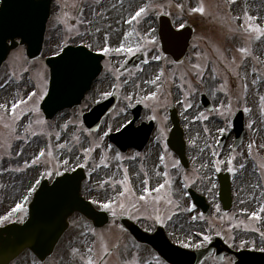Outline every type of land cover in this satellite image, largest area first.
I'll list each match as a JSON object with an SVG mask.
<instances>
[{
    "label": "rangeland",
    "instance_id": "rangeland-1",
    "mask_svg": "<svg viewBox=\"0 0 264 264\" xmlns=\"http://www.w3.org/2000/svg\"><path fill=\"white\" fill-rule=\"evenodd\" d=\"M255 1L53 0L43 59L68 43L84 42L91 48L107 49L112 55L99 85L106 90L117 87L119 97L95 131L85 126L82 112L101 99L99 94L105 89L99 85L82 105L64 109L48 120L40 109L49 86L46 62L28 59L23 46L11 51L0 68V105L8 109L0 108V224L23 221L28 216V204L45 176L52 181L64 171L84 166L88 177L83 182V194L100 208L110 205L116 220L97 228L73 214L69 234L79 229V236H70V244L82 248L83 253L78 258H65V264H88L90 259L95 264H167L150 246L126 233L118 218L125 213L150 231L156 224H164L169 237L188 248L204 247L217 234L235 248H264V212L260 211L264 208V37L257 38L259 34L247 30L246 23V16H250L253 19L248 23L264 28V0H260L261 15L253 13ZM201 5L203 14L192 11ZM141 8L145 13L133 19ZM162 12L170 14L177 27L187 23L195 27L189 51L180 63L161 50L157 16ZM118 48L123 50L117 52ZM127 48L133 52H127ZM242 48L248 51L242 52ZM138 51L146 54V61L110 81V73ZM5 91L9 93L4 95ZM202 92L211 100V110L202 103ZM21 99L27 103L19 106L13 119L11 105ZM194 100L199 103V127L200 121L216 118L219 122L212 135L202 138L208 152L206 165L195 158V140L190 138L184 121ZM137 102L144 109L136 124L153 119L155 130L143 150L122 152L108 136L130 121ZM175 106L184 128L189 168L166 145L172 128L170 110ZM239 108L245 111L246 132L241 145L234 148L232 118ZM119 113L126 119L115 124ZM225 131L229 139L219 147ZM156 151L161 158L162 177L152 182L149 165ZM219 170L231 171L233 180V208L223 214L218 196ZM248 172L256 180L257 195H251L244 184ZM134 176L139 179V189ZM160 185L164 187L156 191ZM188 187L207 197L211 204L208 213L193 203ZM18 204L22 209L15 210ZM192 226L201 232L197 242L189 244L178 237L176 229ZM206 236L210 240H205ZM62 246L47 264L63 263ZM85 247L92 253H86ZM226 256L220 261L212 254L201 264H234L233 256Z\"/></svg>",
    "mask_w": 264,
    "mask_h": 264
},
{
    "label": "water",
    "instance_id": "water-1",
    "mask_svg": "<svg viewBox=\"0 0 264 264\" xmlns=\"http://www.w3.org/2000/svg\"><path fill=\"white\" fill-rule=\"evenodd\" d=\"M52 0H4L0 10V66L7 58L10 50L19 42L26 43L30 58L37 57L43 48L47 20L50 15ZM160 34L163 50L180 61L187 52L189 41L193 33L191 26L175 29L167 15L160 16ZM11 40V43L9 42ZM102 56L88 50L84 46H67L64 51L47 59L51 68V83L49 94L42 102V108L48 118L53 117L59 110L78 104L85 92L90 89L93 80L102 69ZM144 59L143 54H136L124 66L137 65ZM116 95L97 104L91 111L84 114V120L91 129L99 127L102 117L114 106ZM204 103L211 107L208 98L203 95ZM135 118L122 131L112 134V139L126 150L129 146L142 149L147 143L153 129V122L142 123L135 127L134 122L140 117L141 106L134 108ZM172 117L175 127L171 133L169 144L181 157L182 162L188 165L186 157V144L183 131L179 126L176 110ZM237 134L236 146L242 140L244 132V114L239 111L234 119ZM227 135L222 137L220 145L224 143ZM85 177L82 169L73 173H66L58 177L53 184L46 181L36 192L30 205V217L24 224L14 223L0 229V264H10V261L25 248L33 250L41 259L52 253L56 243L69 226L68 218L80 211L92 219L96 225H103L109 220L105 211L97 210L89 201L81 196V183ZM221 199L224 208L231 206L230 175L220 174ZM195 202L205 211L209 205L205 198L191 190ZM122 223L128 227L135 236L152 244L161 255L173 264H199L201 260L213 249L222 257L225 251L237 255L236 264H264V254L256 251L231 250L220 238L212 242L209 247L200 250H189L169 241L162 227L157 232L149 234L126 216L121 218ZM7 233L5 235L4 233Z\"/></svg>",
    "mask_w": 264,
    "mask_h": 264
},
{
    "label": "bare ground",
    "instance_id": "bare-ground-1",
    "mask_svg": "<svg viewBox=\"0 0 264 264\" xmlns=\"http://www.w3.org/2000/svg\"><path fill=\"white\" fill-rule=\"evenodd\" d=\"M253 6V13L256 15H261L263 10L260 4V0H256L255 2H252ZM7 92L5 91L3 94L7 95ZM198 102L197 101H191L189 106V112L186 115L185 122L188 124V132L190 138L195 140L193 144L194 149V156L199 161L200 165H206L208 162V152L205 147V145L202 142L203 136L205 138H208L210 135L213 134L219 127V122L216 118H212L208 121H200V127L199 123L196 121V116L198 113ZM125 114L119 113L115 118V124L121 123L123 120H125ZM202 131H201V130ZM161 162L160 154L159 152H154L150 161V170L152 171V182H157L161 177L162 174L159 172V165ZM134 184L137 189L140 187L139 179L134 176ZM244 184H246L249 192L251 195H257L256 192H254L255 186H256V180L251 172H248L246 176L244 177ZM177 186V185H176ZM174 186V188L177 190V187ZM176 232L178 234V237L182 240H184L186 243L194 244L197 242V238L200 237V229L197 227H188V228H177Z\"/></svg>",
    "mask_w": 264,
    "mask_h": 264
},
{
    "label": "snow or ice",
    "instance_id": "snow-or-ice-1",
    "mask_svg": "<svg viewBox=\"0 0 264 264\" xmlns=\"http://www.w3.org/2000/svg\"><path fill=\"white\" fill-rule=\"evenodd\" d=\"M233 2H235V0H233ZM181 7H182V6H181ZM145 11H146V10H145L144 8L139 9V11H137V12L135 13V15L133 16V19H136V17H139L142 13H145ZM192 11H193V12H199V13L203 14V13L205 12V9H204V7L201 5V6L198 7V8H194V9H192ZM252 19H253L252 17H250V16H246V23L248 24V29H247V30H250V31L255 32V33H258L259 35H258L257 38H259V37H264V28L259 27V25L253 26L251 23H248V22H250ZM131 22H132L131 20L128 21V23H131ZM122 50H123L122 48H118V49H116L117 52L122 51ZM105 51H107V49H105ZM126 51L129 52V53H131V52H133V49H132V48H127ZM241 51H242V52H247L248 49L242 48ZM157 79H159V77H157ZM154 82H155V81H153V83H154ZM35 95H36L35 93H32V94H31V96H35ZM31 96L29 97V99H31ZM151 98H154V97H149V99H151ZM26 103H27V101L21 99V100H19L18 103H13V104L11 105L10 113H11V116H12L13 119H15L16 116H17V109L19 108V106H20L21 104H26ZM0 108H4L5 111H8V109H7L6 106H4V105H0ZM2 118H3V117H0V119H2ZM249 147L251 148V145H250ZM43 155H44V153L41 152V153H40V156H43ZM37 159H39V157H38ZM145 183H147V182H145ZM163 187H164V185H160L159 188L156 189V191H159L160 188H163ZM140 199H145V197L141 196ZM103 206H104L105 208H109V207H110V205H108V204H105V205H103ZM20 209H22V205H19V204H18V205L16 206V209H15V210H20ZM15 210H14V211H15ZM260 211H261V212H264V208H262ZM113 214L115 215V213H113ZM256 218L258 219V217H256ZM204 239H205V240H210V237H207V236H206ZM185 246H187V245H185ZM89 251H91V249H89ZM107 254H108L107 251H105V255H107ZM88 264H95V261L92 260V259H90V260H88Z\"/></svg>",
    "mask_w": 264,
    "mask_h": 264
},
{
    "label": "flooded vegetation",
    "instance_id": "flooded-vegetation-1",
    "mask_svg": "<svg viewBox=\"0 0 264 264\" xmlns=\"http://www.w3.org/2000/svg\"><path fill=\"white\" fill-rule=\"evenodd\" d=\"M63 247H65L64 255L71 253V251L66 246H63ZM38 264H42V263L38 262Z\"/></svg>",
    "mask_w": 264,
    "mask_h": 264
}]
</instances>
